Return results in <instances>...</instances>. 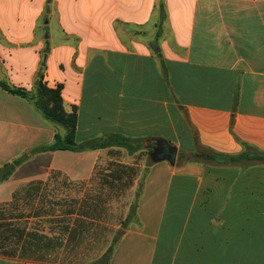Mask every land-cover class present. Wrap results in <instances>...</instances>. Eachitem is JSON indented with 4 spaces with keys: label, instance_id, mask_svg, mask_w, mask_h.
<instances>
[{
    "label": "crops",
    "instance_id": "1",
    "mask_svg": "<svg viewBox=\"0 0 264 264\" xmlns=\"http://www.w3.org/2000/svg\"><path fill=\"white\" fill-rule=\"evenodd\" d=\"M232 1L0 0V80L33 91L43 67L44 83L61 87L65 110L78 108L77 142L118 133L144 139L152 153L162 142L187 153L198 145L264 153V12L243 11L264 0ZM218 2L241 12L218 14ZM17 98L0 88V168L24 159L0 181V203L24 187L17 174L36 161L89 181L116 149L32 154L61 131ZM58 156L78 169L61 167ZM154 163L165 175L144 186L165 185L163 205L151 210L139 201L137 225L110 264H264V202L249 205L263 163L193 161L188 172ZM44 263L57 262L0 255V264Z\"/></svg>",
    "mask_w": 264,
    "mask_h": 264
},
{
    "label": "rangeland",
    "instance_id": "2",
    "mask_svg": "<svg viewBox=\"0 0 264 264\" xmlns=\"http://www.w3.org/2000/svg\"><path fill=\"white\" fill-rule=\"evenodd\" d=\"M248 1L250 2V0ZM221 4L218 2L216 7L218 14H239L241 12L239 11L241 8L237 6H226L224 4L221 6ZM212 8L206 7L205 9L208 11V9L211 10ZM258 9L264 12V7H248L243 11H247L248 14H257ZM163 14L164 11L161 9V15L163 16ZM248 25L252 27L254 24ZM40 31L43 32L44 29L40 28ZM17 100L20 102L22 99L17 98ZM42 120L46 119L42 117ZM48 122L52 126H56L58 131H61V134L65 132L62 126L51 121ZM152 155L149 144H146L144 150L133 155L119 148L107 151L105 156L98 162V176L91 183H88L87 180H71L60 171L62 177L51 183L49 198L47 199V204H44L47 206L41 210L44 216L28 222H31L30 226L32 228L37 227L42 233L49 235L52 242L56 241L55 238L60 231L59 225L64 222L67 224V222L76 223L78 221L79 230L84 232L82 235L79 232L78 236H73V238L71 236L67 243L69 247L59 249L56 254L49 258L50 261L57 262L51 264L97 263L113 241L135 223L140 200L142 203L147 201V204L151 206V210L161 209L164 196L167 193L166 186L160 185V183H153L150 188L144 186V183L149 178L155 182L159 175H165L164 171L160 170L157 172V169L152 168L155 165ZM56 160L61 163V167H67L72 170L78 169L77 166L74 167L65 163L66 160L61 158V156H58ZM193 160L191 153L178 151L177 160L172 167L176 171L185 170V172H188L187 168ZM169 164L168 161L159 163L160 166H169ZM79 168L82 172L86 166ZM51 173L52 167L49 160L41 159L36 161L35 166L31 165L19 170L17 177L25 181L19 188L31 181L27 178L28 174L37 175V178L32 180L46 181L50 178ZM64 177H67L70 183H66ZM249 190L250 207L259 206V202H264V175L259 178L258 183L250 182ZM76 200H80V204L85 207L78 209L76 216H70L68 212L71 211V207ZM39 204L42 205L41 203ZM35 211H38L37 208H35ZM45 212L50 215L46 216ZM16 214L23 218L22 221L26 220L31 214L29 206L21 207V211ZM80 214L84 216L79 217L81 216ZM134 225L136 226L137 224ZM15 246L11 241L5 243L0 238V255L5 254V252H13Z\"/></svg>",
    "mask_w": 264,
    "mask_h": 264
},
{
    "label": "trees",
    "instance_id": "3",
    "mask_svg": "<svg viewBox=\"0 0 264 264\" xmlns=\"http://www.w3.org/2000/svg\"><path fill=\"white\" fill-rule=\"evenodd\" d=\"M43 79L44 75L42 67L36 76L33 91H28L24 88L13 87L7 82L0 80L1 89L12 95L29 101L44 119L58 124L65 129L63 134H55L53 143L32 149V154L62 150L85 152L119 148L124 149L128 154L133 155L145 149L144 139L130 138L118 133H110L105 136L95 137L83 142H77L76 128L78 120V108L73 106L71 111H66L61 95V87L49 88L44 83ZM191 155L194 158L193 161H201L205 163H237L241 161H249L264 164V153L255 151L250 146L241 154L227 155L215 153L198 145L196 147V151L192 152ZM23 161V158H17L12 162L6 163L4 166H2L0 168V181L8 180L13 175L17 167L23 163ZM97 176L98 170L96 167V171L88 183L95 181ZM60 177H62V173L60 171L53 170L48 180L31 181L22 189L17 190L13 194L11 201L0 204V238H2L5 243L11 241L16 245L13 252H5V254L2 255L32 260L50 261L49 258L56 254L59 249L69 247V244L67 245V243L71 236L72 238L73 236H78L79 232L80 235L83 234L84 231L82 232L79 230L78 221H76V223L67 222V224L65 222H60L61 224L59 225V234L55 238L56 241L52 242L49 235L42 233L37 227L32 228L30 226L31 222H28L44 216L42 215L41 210L45 209L47 206L44 204H47L49 191L51 190V183L57 179H60ZM64 181L67 183L68 178L64 177ZM68 183H70V180ZM38 202L42 205H40ZM80 203V200H76L75 204L71 207V211L68 212L70 216H76V211L85 207ZM27 205L30 208L31 214L29 218L22 221L23 218H21L16 213L21 211V207ZM35 208H37L38 211H35ZM45 213L46 216L50 215L47 212ZM80 215L81 216L79 217L84 216L83 214ZM123 235L124 233H122L119 238H116L100 257L98 262L93 264H110L115 245Z\"/></svg>",
    "mask_w": 264,
    "mask_h": 264
},
{
    "label": "water",
    "instance_id": "4",
    "mask_svg": "<svg viewBox=\"0 0 264 264\" xmlns=\"http://www.w3.org/2000/svg\"><path fill=\"white\" fill-rule=\"evenodd\" d=\"M153 152V160L155 162L168 161L171 165H174L177 156L178 150L176 147L170 145L168 142H162L160 146H152Z\"/></svg>",
    "mask_w": 264,
    "mask_h": 264
}]
</instances>
